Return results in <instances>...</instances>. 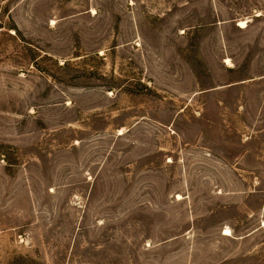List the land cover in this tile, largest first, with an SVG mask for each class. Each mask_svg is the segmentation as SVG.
I'll use <instances>...</instances> for the list:
<instances>
[{
    "label": "rangeland",
    "instance_id": "obj_1",
    "mask_svg": "<svg viewBox=\"0 0 264 264\" xmlns=\"http://www.w3.org/2000/svg\"><path fill=\"white\" fill-rule=\"evenodd\" d=\"M0 264H264V0H0Z\"/></svg>",
    "mask_w": 264,
    "mask_h": 264
},
{
    "label": "bare ground",
    "instance_id": "obj_2",
    "mask_svg": "<svg viewBox=\"0 0 264 264\" xmlns=\"http://www.w3.org/2000/svg\"><path fill=\"white\" fill-rule=\"evenodd\" d=\"M246 24H247L246 22H242V23H241V26H242V27H245ZM230 234H231V231L228 230L227 233H226L225 235H230Z\"/></svg>",
    "mask_w": 264,
    "mask_h": 264
}]
</instances>
